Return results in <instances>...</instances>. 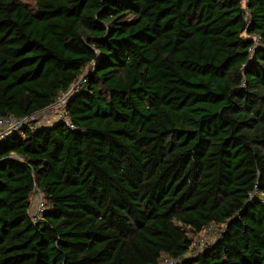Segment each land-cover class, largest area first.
Masks as SVG:
<instances>
[{"label": "trees", "instance_id": "obj_1", "mask_svg": "<svg viewBox=\"0 0 264 264\" xmlns=\"http://www.w3.org/2000/svg\"><path fill=\"white\" fill-rule=\"evenodd\" d=\"M81 78L0 139V264H264V0H0V118Z\"/></svg>", "mask_w": 264, "mask_h": 264}, {"label": "built area", "instance_id": "obj_2", "mask_svg": "<svg viewBox=\"0 0 264 264\" xmlns=\"http://www.w3.org/2000/svg\"><path fill=\"white\" fill-rule=\"evenodd\" d=\"M243 7L246 8L245 3H243ZM256 39H258V38H256ZM84 81L85 80L83 78H81L66 93L61 94L58 102L62 107L65 106L66 98H67L68 94H70V92H72V91L78 89L80 86H82ZM53 106H54V104L50 105L49 107H47L43 111L44 112L48 111ZM64 113H65V110H64ZM49 114L43 113V115H41L39 120L37 121L38 124L36 125V127L41 126L43 122L49 121V119H51L57 115L55 113H52V114L49 113ZM31 117H27L25 119L19 120V119L13 118L11 115H8V116L0 118V139H3L4 137L10 135L12 132H15V131L21 129V127L24 125L25 122L30 121ZM55 118L56 119L54 121L57 122V117H55ZM59 120L65 121L70 128H73V125L66 118V114H62L59 117ZM45 210H46L45 199H44L42 193L40 192V190L38 188L34 187L33 195L31 197V205H30V209H29V214L34 220L37 221V220L42 219ZM217 236H218L217 231L212 230L211 227H208L205 234H203L201 237H199L198 239L194 240L191 243L190 250H201L207 242L215 241ZM176 262H177V260L165 259L166 264H175Z\"/></svg>", "mask_w": 264, "mask_h": 264}, {"label": "rangeland", "instance_id": "obj_3", "mask_svg": "<svg viewBox=\"0 0 264 264\" xmlns=\"http://www.w3.org/2000/svg\"><path fill=\"white\" fill-rule=\"evenodd\" d=\"M59 99H60V97L56 100V104L54 103V106L51 108V109H49L48 111H41V112H39V113H37V114H35V115H33L32 117H31V119L30 120H33V121H38L39 120V118H40V116L41 115H43V113H45V114H49V113H55V114H57L55 117H57V121L59 120V117L62 115V114H65L64 113V107H62L60 104H59ZM50 115V114H49ZM52 117V116H51ZM55 117H53V118H51V119H49V121H45V122H43L42 123V125L41 126H49V125H52L53 124V122H55L54 120L56 119ZM67 118V117H66ZM49 123V124H48ZM38 123H36L35 125H37ZM20 130V129H19ZM18 131V130H17ZM17 131H15V132H17ZM12 133H14V132H12ZM11 133V134H12ZM203 234H205V232H203ZM208 237V236H207Z\"/></svg>", "mask_w": 264, "mask_h": 264}]
</instances>
